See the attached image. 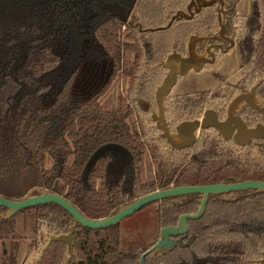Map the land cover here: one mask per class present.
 Masks as SVG:
<instances>
[{
	"label": "flooded vegetation",
	"instance_id": "flooded-vegetation-1",
	"mask_svg": "<svg viewBox=\"0 0 264 264\" xmlns=\"http://www.w3.org/2000/svg\"><path fill=\"white\" fill-rule=\"evenodd\" d=\"M64 2L83 21L87 32L97 25L90 23L93 18L98 19L99 26V18L114 19L117 29L113 33L117 36L118 44L128 46H121L119 52L99 43L95 34L88 36L84 50L97 47L99 50L108 49V52L96 59H90L84 53L76 65L72 93L79 99L97 97L100 102L101 94L107 91L111 82L124 83V91L116 107L106 109L100 103L106 110L121 111L127 115L131 131L142 142L148 143L135 169L142 182H156L159 186L142 196L179 187L241 186L210 191L204 211L198 218L182 219L199 212L204 191H189L146 204L140 210L154 206L158 215V229L150 246L141 251L122 249L123 219L116 224L119 226L122 251L141 261L142 254L160 240L162 229L178 226L179 223H187L188 230L171 236L176 241L171 251L178 246L189 247L196 243L200 223H264V220L258 219V215L254 218L245 215L240 220L233 219L231 215L232 204L242 200L264 207V0ZM97 28L95 31H98ZM173 53L182 58L192 56L190 66L180 68L187 71L184 74L178 71L170 92L163 96L160 105L156 100V91L169 73V68L164 64ZM169 65L175 68L179 64L171 61ZM79 71L82 76L85 74L81 90H75L76 81L79 82L80 78ZM98 89L100 92H95ZM158 118L159 124H165L167 131L158 128ZM183 125V139L178 142L182 146L174 147L167 135H176ZM108 145L113 146L104 150L90 169L99 159H105L106 183L112 190L129 193L134 182L132 154L116 143L99 149ZM151 149H155V154ZM146 159L150 179L145 178L142 170ZM33 208L18 211L14 216ZM243 212L247 213V209ZM6 213H0V217L3 218L1 214ZM76 225L80 224L74 221L68 232L74 227L73 239ZM52 234L47 230L46 240L39 239L43 246ZM180 239L182 244L192 242L182 246ZM209 240L213 241L211 238ZM209 245L212 246L213 262L219 256L217 248L232 251L236 247L237 256L243 254L239 241L232 244L230 240L218 242L214 239L213 245L210 242ZM171 251L165 254L152 251L146 257L151 254L166 255ZM72 256L68 254L69 258ZM231 258L226 259V264H232ZM252 264H264V250L262 257Z\"/></svg>",
	"mask_w": 264,
	"mask_h": 264
},
{
	"label": "trees",
	"instance_id": "trees-1",
	"mask_svg": "<svg viewBox=\"0 0 264 264\" xmlns=\"http://www.w3.org/2000/svg\"><path fill=\"white\" fill-rule=\"evenodd\" d=\"M68 5L64 0H0V195L22 200L46 190L64 197L85 216L100 219L159 185L142 182L135 169L148 143L131 131L127 115L104 109L97 97L79 99L72 93L76 65L84 53L96 59L108 52L97 47L84 50L88 36L95 34L99 43L119 52L127 45L118 44L114 19L99 18V26L93 18L90 23L97 25L87 32ZM111 143L132 154L134 182L129 193L112 190L106 183L103 158L86 172L95 152ZM33 209L45 212L39 218L46 219L49 233H68L74 224L56 203ZM6 211L0 207V213ZM231 215L235 220L245 215L264 220V207L242 200L232 204ZM199 226L196 243L166 255H148L146 264H226L228 257L232 264H252L262 257L264 223ZM14 231V217H0V239ZM214 239L241 242L243 254L237 256L236 247L217 248L219 256L213 262L209 242L213 245ZM73 242L72 257L63 242L54 241L36 264H140L138 257L122 251L118 225L100 230L76 225Z\"/></svg>",
	"mask_w": 264,
	"mask_h": 264
},
{
	"label": "water",
	"instance_id": "water-1",
	"mask_svg": "<svg viewBox=\"0 0 264 264\" xmlns=\"http://www.w3.org/2000/svg\"><path fill=\"white\" fill-rule=\"evenodd\" d=\"M191 57L192 56L182 58L179 54H176V53H173L168 56L167 62L164 65H166L169 68V73L167 74L163 83L158 87L156 91V100L160 105H161V100L163 96L170 92L175 82V78H176V75L178 74V71L182 72L183 74L187 71V70L181 71L180 68L185 67V66L189 67L190 65L188 64H189V61L191 60ZM171 61H177L179 65H177L175 68H173L171 65L168 66V64H170ZM161 108L162 107H160V111H162ZM262 110H264V108ZM158 121H159V118L157 122ZM195 122L197 121H194V123ZM157 126L158 128L164 131H167L165 124L160 125L158 122ZM184 128H185V125L179 127L178 133L176 135H171V136L167 135V139L173 144L174 147L182 146V145H179L178 142L183 139L184 131L182 130ZM111 146L113 145L105 146L99 149L97 152H95V154L92 156V158L90 159V161L88 162L86 166V172L90 170L91 166L94 164L95 160L101 155V153L104 150L110 148ZM238 187H241V186L239 185L192 186V187L173 188L171 190H162V191H158V192H154V193L142 196L139 199H137L135 202H133L131 205H129L122 211L118 212L117 214L109 218L101 219V220H93V219H89L85 217L76 206L68 202L64 197L56 193L46 191V190H39L38 194L26 197L23 200H11V199H8L0 195V207H4L7 209L6 214H1L3 218L7 219V218H12L18 211H21L24 209H28L31 207L48 204V203H56L59 206L63 207L66 211H68L73 216V219L76 223H79L80 225L87 227V228H91V229H101V228H106V227L120 223L123 219L129 217L130 215L140 210L142 207H144L146 204L150 202L156 201L161 198H165L167 196L178 195V194L186 193L189 191H204L205 192L204 200L197 214L186 215L182 217V219L185 220L187 217L198 218L204 211L207 195L210 191L212 192H215L216 190L224 191L230 188H238ZM73 230H74V227L71 228V232L68 234L50 235L47 243L43 246L40 254L38 255L37 260L43 256L45 250L50 246L52 241H61L65 243L67 245L69 256H72L74 254ZM186 230H188L187 223H179L178 226H168L166 228H163L161 231L160 240L154 246H152L150 249H148L142 254L141 261H140L141 264H146L145 257L148 253L152 251H156L161 254H165L171 251L176 246V241L171 236L183 234V232H185ZM179 241L182 244V240L180 239ZM191 242L192 241L190 240L188 243L182 244V246L189 245Z\"/></svg>",
	"mask_w": 264,
	"mask_h": 264
},
{
	"label": "rangeland",
	"instance_id": "rangeland-1",
	"mask_svg": "<svg viewBox=\"0 0 264 264\" xmlns=\"http://www.w3.org/2000/svg\"><path fill=\"white\" fill-rule=\"evenodd\" d=\"M78 72L79 82L76 81L75 90H81L84 74ZM122 75V74H121ZM119 81V80H118ZM124 83L111 82L107 91L100 96V102L106 109L117 106L124 91ZM95 92H100L98 89ZM148 159L142 168L145 178L150 179L147 169ZM51 162H48L50 164ZM149 174V175H148ZM42 211H24L14 216L15 231L10 237L0 239V264H36L38 254L43 246L41 240L47 237V221L39 218ZM47 214V213H46ZM158 229V215L153 207L136 212L121 222V246L128 251H141L149 247L152 237ZM139 263L140 258H139Z\"/></svg>",
	"mask_w": 264,
	"mask_h": 264
}]
</instances>
